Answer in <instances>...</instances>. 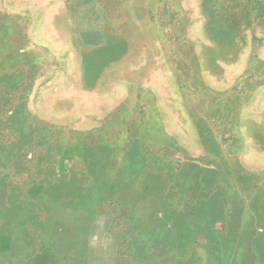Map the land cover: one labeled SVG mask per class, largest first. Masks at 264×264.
Returning a JSON list of instances; mask_svg holds the SVG:
<instances>
[{"label": "rangeland", "instance_id": "obj_1", "mask_svg": "<svg viewBox=\"0 0 264 264\" xmlns=\"http://www.w3.org/2000/svg\"><path fill=\"white\" fill-rule=\"evenodd\" d=\"M0 264H264V0H0Z\"/></svg>", "mask_w": 264, "mask_h": 264}, {"label": "crops", "instance_id": "obj_2", "mask_svg": "<svg viewBox=\"0 0 264 264\" xmlns=\"http://www.w3.org/2000/svg\"><path fill=\"white\" fill-rule=\"evenodd\" d=\"M260 115H263V109L261 110V114ZM261 125H262V129L263 130V122H261ZM263 137V134L261 135Z\"/></svg>", "mask_w": 264, "mask_h": 264}, {"label": "bare ground", "instance_id": "obj_3", "mask_svg": "<svg viewBox=\"0 0 264 264\" xmlns=\"http://www.w3.org/2000/svg\"><path fill=\"white\" fill-rule=\"evenodd\" d=\"M158 240V239H157Z\"/></svg>", "mask_w": 264, "mask_h": 264}]
</instances>
